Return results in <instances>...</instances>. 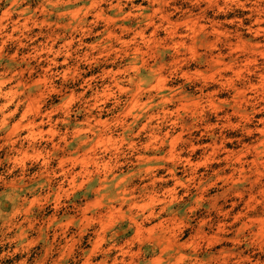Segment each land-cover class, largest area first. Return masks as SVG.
Here are the masks:
<instances>
[{"label": "rangeland", "instance_id": "1", "mask_svg": "<svg viewBox=\"0 0 264 264\" xmlns=\"http://www.w3.org/2000/svg\"><path fill=\"white\" fill-rule=\"evenodd\" d=\"M0 264H264V0H0Z\"/></svg>", "mask_w": 264, "mask_h": 264}]
</instances>
